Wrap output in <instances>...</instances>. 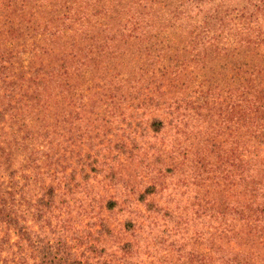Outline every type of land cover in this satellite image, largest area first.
Wrapping results in <instances>:
<instances>
[{"label": "trees", "instance_id": "trees-1", "mask_svg": "<svg viewBox=\"0 0 264 264\" xmlns=\"http://www.w3.org/2000/svg\"><path fill=\"white\" fill-rule=\"evenodd\" d=\"M89 1L92 12L64 6L63 30L40 22L35 42L0 53V122L30 101L45 108L52 97L62 102L70 87L62 66L39 56L56 32L76 34L57 54L44 53L70 57L75 63L67 67L77 72L86 67L87 41L106 46L146 36L155 29L148 17H162L176 32L163 53L264 48V0L222 14L224 5L205 10L218 0H174L150 15H136L131 2L118 11L130 0H106V7ZM214 11L220 25L211 28L206 14ZM177 61L139 75L141 68L112 70L98 97L80 106L95 101L100 108L80 132L73 122L50 139V131L25 127L18 117L12 142L21 164L14 167L9 156L0 161V264H264L256 249L264 248V58L234 66L223 89L180 80L184 64ZM74 137L81 148L65 144ZM4 149L0 144L3 156Z\"/></svg>", "mask_w": 264, "mask_h": 264}, {"label": "rangeland", "instance_id": "rangeland-1", "mask_svg": "<svg viewBox=\"0 0 264 264\" xmlns=\"http://www.w3.org/2000/svg\"><path fill=\"white\" fill-rule=\"evenodd\" d=\"M130 2L135 6H132V8L136 9V15H143L146 13L150 15L154 10L161 12L169 8L170 5H174V0H144L141 2L139 0H130L129 2H122L123 5H121L118 11L122 10L125 12L130 7ZM101 3H105V7L108 6V1L106 0H102ZM70 4L74 9L77 7L79 13L86 12V9L89 12L94 11L93 2L89 0H0V53L3 51L8 52L12 49L15 50L16 48L24 50L25 46L35 42L37 38L34 40V33L32 30L34 26L43 24H39L40 22L46 21L48 23L47 27H45L46 30L51 28L53 31L55 28L59 30L64 28L63 22L65 20L58 19L61 18L58 17V15L61 16L64 14V6ZM227 4V1L221 2L218 0L205 10H216V5H224L218 7V14H220V12L221 14L224 13L225 10L238 11L244 7H246V9H252L248 0H233L229 2V5ZM218 14H216L215 11L211 14H206V20L211 28L219 27L220 22ZM161 18L162 17L146 18L148 22L154 24L153 27L155 28L146 36H138L122 41L119 40L116 41L115 44H110V42H108L106 46L102 42L95 44L91 40L89 42L87 41L86 45L89 47H87L86 52H88L89 55L87 56V60L83 61V63H86V67L78 72L74 71L72 68L68 69L69 67L67 66L75 63L73 60H70V57L59 60L60 57H58V55L57 57L56 55H48L51 53V49L52 51L55 50L51 54H57L62 47H68L67 41L72 39L76 34L73 28L63 31L65 35H59L60 32H56L57 35L52 36V40L47 43L49 48L44 49L47 53L49 51V53L46 54L44 53L45 51H42V53H39V56L43 64H53L57 68L62 66L60 67L61 72L64 73L62 78L65 79V82L70 84V87H65V91H63L65 94H63V99L60 104L55 103L56 99L52 97L50 100V107L48 106V108L41 106V103L40 105H31L33 101H30L28 104V106H32L29 108H11L9 115L7 114L5 120L0 122V144L2 147L4 146V151L6 152L4 156L0 153V161L4 162L6 160L5 156H9L8 159L14 167H19L21 164L23 158L21 148L12 142V133L19 127V125L15 123L19 121V116H21L22 123L25 127H32L36 131L41 129L50 131L51 136H45L48 138L50 137V139L51 137H55L56 133L61 132L63 128H69L70 124L73 122L75 124L72 128L78 129L79 132L80 130L82 131L87 125L86 121L92 122V120L96 118V113L99 112L100 108L97 104H93L95 101L88 103V108H80V106L84 101L88 102L98 97L97 93L100 91L98 87L99 84H104V82L110 78L112 70L117 72L124 71L125 73L132 74L137 71V68H141V71L137 74L139 75L146 73V70L162 68V64H166L167 59L173 57L178 60L176 64L181 62L184 64V67L181 69L180 80H186L190 82L191 85L197 81L198 83H202L205 88L208 86L211 88L218 86V88L223 89L228 83L231 84L234 66H240L241 63L245 62H253L259 65L264 58V48L251 45L238 46L235 48L225 47L223 49H210L205 51L196 50L191 52L190 50L182 52L180 48L182 49L183 47H175L177 51L170 49L163 53L162 46H166L165 44L167 43L165 40H170L177 35L174 36L176 32L172 30V24L169 21L163 22ZM68 24L69 23L66 22L65 26H68ZM59 25L62 27H57ZM261 25H263V21ZM164 26H171V28L166 30V32L170 30V34L163 33ZM254 28L255 26L253 29ZM261 30L264 32V27H262ZM181 46H183V44H181ZM23 57L17 58L14 61L21 60L18 61L19 65V62H22V59H24ZM5 58H7V56ZM24 64L26 63L24 62L23 65ZM173 91L177 92L178 88L173 89ZM27 95L32 96V93L27 92ZM11 114H18V116L16 118H11L13 116ZM76 115L77 117L83 116L85 122L80 119H74ZM65 121L66 123H64ZM108 133L112 136L113 132L109 130ZM25 134L26 133H23L22 136ZM44 134H46V132L43 133V136ZM69 136L70 134L66 135L68 138ZM42 139L43 138H40V140ZM219 140L223 142L224 137L221 136ZM200 141L201 140H194L193 145ZM72 142H74V145L70 146L72 149L81 148L82 141L76 138L73 141L67 139V143L65 144L69 145ZM55 145V149L57 151L58 149L60 150V148ZM197 146L196 144V147ZM198 147L202 149L203 145L200 144ZM190 148H192L190 154L195 152L196 149L194 147L190 146ZM60 152L62 151L60 150ZM132 168L133 165H129L126 171L129 172ZM87 224L88 222L86 220H82L81 225L86 227ZM201 247L204 248L203 246ZM246 249L252 250L249 248ZM256 249H259L260 255L264 254V248L258 247Z\"/></svg>", "mask_w": 264, "mask_h": 264}]
</instances>
